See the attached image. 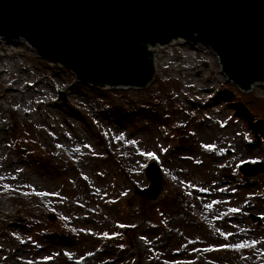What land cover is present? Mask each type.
I'll use <instances>...</instances> for the list:
<instances>
[{
  "label": "rangeland",
  "instance_id": "1",
  "mask_svg": "<svg viewBox=\"0 0 264 264\" xmlns=\"http://www.w3.org/2000/svg\"><path fill=\"white\" fill-rule=\"evenodd\" d=\"M159 55L145 87H97L0 45V264H264V173L239 171L264 168V90L201 43Z\"/></svg>",
  "mask_w": 264,
  "mask_h": 264
},
{
  "label": "water",
  "instance_id": "2",
  "mask_svg": "<svg viewBox=\"0 0 264 264\" xmlns=\"http://www.w3.org/2000/svg\"><path fill=\"white\" fill-rule=\"evenodd\" d=\"M178 38L210 46L241 88L264 82V0H0V40H25L96 86L145 87L148 48ZM260 164L241 169L252 176ZM147 174L141 193L155 200L161 172L152 164Z\"/></svg>",
  "mask_w": 264,
  "mask_h": 264
},
{
  "label": "bare ground",
  "instance_id": "3",
  "mask_svg": "<svg viewBox=\"0 0 264 264\" xmlns=\"http://www.w3.org/2000/svg\"><path fill=\"white\" fill-rule=\"evenodd\" d=\"M4 41V40H3ZM8 42V41H7ZM186 43V41H184L183 39L181 38H178V39H175L173 41H171L168 45H157V46H150L149 47V51L151 53V58L153 60V64H154V72L156 73V71H158L159 69H162L163 65L159 62L160 60V53L162 52V49L165 48V47H172L173 45L175 44H182V43ZM212 51V50H211ZM213 53V52H212ZM216 57V56H215ZM256 85H261V89L264 90V82L260 83V82H256L254 83L252 87H255ZM203 89V88H202ZM207 96V95H206ZM208 97V96H207ZM209 98V97H208ZM208 101V100H207Z\"/></svg>",
  "mask_w": 264,
  "mask_h": 264
},
{
  "label": "snow or ice",
  "instance_id": "4",
  "mask_svg": "<svg viewBox=\"0 0 264 264\" xmlns=\"http://www.w3.org/2000/svg\"><path fill=\"white\" fill-rule=\"evenodd\" d=\"M205 147H213L212 145H205ZM147 155L150 157V158H155L154 157V154L153 153H147ZM40 195H44V193H39ZM255 242H253L254 244ZM225 247H228V246H225ZM231 247L233 248H242V247H245V244H235V245H231Z\"/></svg>",
  "mask_w": 264,
  "mask_h": 264
}]
</instances>
